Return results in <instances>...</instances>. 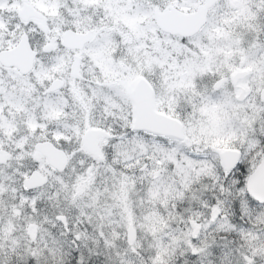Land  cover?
Here are the masks:
<instances>
[{
    "label": "snow or ice",
    "instance_id": "snow-or-ice-1",
    "mask_svg": "<svg viewBox=\"0 0 264 264\" xmlns=\"http://www.w3.org/2000/svg\"><path fill=\"white\" fill-rule=\"evenodd\" d=\"M0 264H264V0H0Z\"/></svg>",
    "mask_w": 264,
    "mask_h": 264
}]
</instances>
